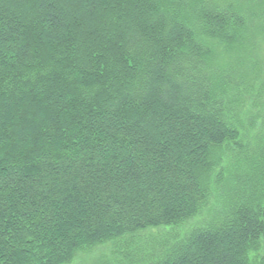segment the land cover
Segmentation results:
<instances>
[{"label": "trees", "instance_id": "obj_1", "mask_svg": "<svg viewBox=\"0 0 264 264\" xmlns=\"http://www.w3.org/2000/svg\"><path fill=\"white\" fill-rule=\"evenodd\" d=\"M263 43L264 0H0V264H264Z\"/></svg>", "mask_w": 264, "mask_h": 264}, {"label": "rangeland", "instance_id": "obj_2", "mask_svg": "<svg viewBox=\"0 0 264 264\" xmlns=\"http://www.w3.org/2000/svg\"><path fill=\"white\" fill-rule=\"evenodd\" d=\"M260 59H262V64L264 66V43L261 45L259 51L257 52ZM202 217H197L190 224L193 226L200 225L203 223ZM205 223V222H204ZM169 229V228H167ZM165 230H150L147 233L139 234L133 239H137L139 243H150L153 237H158L160 239L163 236ZM103 256L105 259H110V262H114L117 259L116 256H110L109 251L105 247H99L91 249L90 251H83L77 254L75 260L71 264H98L99 260H96L98 257Z\"/></svg>", "mask_w": 264, "mask_h": 264}]
</instances>
